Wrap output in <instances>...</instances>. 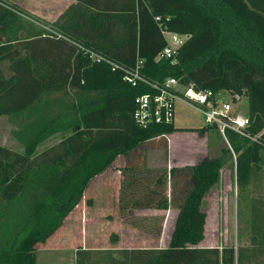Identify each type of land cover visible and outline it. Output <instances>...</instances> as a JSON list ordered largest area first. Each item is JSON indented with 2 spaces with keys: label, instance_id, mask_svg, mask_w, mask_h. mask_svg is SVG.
<instances>
[{
  "label": "trees",
  "instance_id": "16d2710c",
  "mask_svg": "<svg viewBox=\"0 0 264 264\" xmlns=\"http://www.w3.org/2000/svg\"><path fill=\"white\" fill-rule=\"evenodd\" d=\"M163 29L190 36L174 63L159 58L167 45ZM139 62L152 81L176 77L199 89L248 96L249 130L258 139L233 130L227 138L236 154L238 201L249 192L255 208L248 217L251 242L200 245L204 199L231 155L223 149L218 158L172 167L155 182L154 175L145 178L147 168L127 163L120 212L178 208L169 243L79 247L78 264H264V200L254 194L264 186V0H76L54 21L0 0V116L17 126L13 134L24 147L0 144V264H37L38 243L65 223L97 176L120 156L128 160L145 143L179 130L175 122L144 127L136 121V99L150 87L133 86L125 73ZM69 90L59 101H45L47 94ZM211 128L217 129H193L204 134ZM56 135L62 136L58 143L38 152ZM179 177L185 179L182 195L172 199L166 189L173 183L174 193ZM128 219L162 234L160 219ZM110 252L117 257L108 258Z\"/></svg>",
  "mask_w": 264,
  "mask_h": 264
},
{
  "label": "rangeland",
  "instance_id": "374dc122",
  "mask_svg": "<svg viewBox=\"0 0 264 264\" xmlns=\"http://www.w3.org/2000/svg\"><path fill=\"white\" fill-rule=\"evenodd\" d=\"M8 1L22 7L33 15H37L34 12L37 11V6L41 9L44 7H55L59 9V12L67 5L66 0ZM70 92L72 93L73 91L47 94L45 95V101L48 100L51 103L59 101V98H65V95ZM70 96L71 94L68 95V100ZM225 97L232 102L236 112L243 116H248V96L241 95L240 99L234 101L232 93L226 91ZM57 104L59 103L57 102ZM175 124L179 130L145 143L128 160L124 156H120L111 168L92 181L84 194L83 200L66 219L65 226H69L71 238L61 246L56 244L55 246L44 248V250L39 249L37 251L38 264H78L77 249L79 247L83 248V246L103 251L124 247H166L175 226L178 208L172 206L167 210L145 209L123 215L120 212L119 199L122 182L127 175V173L123 172L124 166L128 163L137 165L140 169L147 168L145 178L150 174L154 175L152 182H155L156 175L169 171L172 167H184L195 164L206 157L210 159L218 158L222 155L223 149L231 151L233 160L230 154L225 156L226 161L221 170L220 179L214 184L204 199L203 208L207 213L206 236L200 245L203 247H220L221 249L223 246L230 244L235 247L250 244L248 217L251 215V210L255 208L252 207V201L248 200V198L252 199L249 192H246L245 196L241 195V199L238 201L239 190L236 184L235 168L236 154L232 146L215 128H211L204 134L194 130L193 128H200L208 123L203 114L190 105L178 103ZM15 128L17 126L11 122L8 116H0V144L15 151H23V144L13 134V129ZM61 138V135H56L42 142L38 147V152H42L58 143ZM168 180L170 181L169 175ZM177 180V190L174 193L172 192L173 187H175L173 183H168L166 189V193L172 199L182 195L185 179L184 177H179ZM140 188L141 186L137 187L139 192ZM254 194L264 200V186L258 192H254ZM143 217L160 219L162 234L157 236L153 233L145 232L130 224L129 221L132 219H128H141ZM77 222L79 223L77 224ZM76 224L78 227L75 231L70 225L74 226ZM115 235L118 237L115 238ZM107 256L112 258L114 256L117 257V254L110 252Z\"/></svg>",
  "mask_w": 264,
  "mask_h": 264
},
{
  "label": "built area",
  "instance_id": "2783aa9c",
  "mask_svg": "<svg viewBox=\"0 0 264 264\" xmlns=\"http://www.w3.org/2000/svg\"><path fill=\"white\" fill-rule=\"evenodd\" d=\"M160 20V17H156ZM167 45L159 54V58L172 59L177 61L178 50L190 37L188 34H180L168 29L162 30ZM94 59L101 61L103 57L93 53ZM142 62L131 70H126L125 79L133 86L142 84L150 87V91L140 95L136 99L134 117L136 121L148 127L158 123H173L177 118V105L183 103L197 108L203 114L206 122L215 125L217 130L228 141L227 131L233 130L236 133L248 137L251 141L258 139L257 135L251 134L249 127L251 121L249 116L236 112L232 102L225 97L221 90L215 92L211 89H199L194 84H183L176 77H169L163 82L152 81L142 73ZM236 95L233 100L240 99ZM229 142V141H228Z\"/></svg>",
  "mask_w": 264,
  "mask_h": 264
},
{
  "label": "crops",
  "instance_id": "0c3cea01",
  "mask_svg": "<svg viewBox=\"0 0 264 264\" xmlns=\"http://www.w3.org/2000/svg\"><path fill=\"white\" fill-rule=\"evenodd\" d=\"M76 0H66L67 5L65 6V8H63L62 10H60L58 12L59 9L54 8H40L39 6L36 7L37 11H34L35 14H37L38 16H41L49 21H54L56 20L71 4L75 3ZM60 8V7H59ZM121 170V169H120ZM100 176V175H99ZM97 176V177H99ZM119 197V196H118ZM79 220V219H78ZM66 222V221H65ZM79 222H77L78 224ZM74 225L71 226L72 228H74V230L76 231L78 225ZM69 226H65V223L52 235L50 236L45 242H41L38 243L37 245V251L39 249H43L44 248H48L51 246H55L56 244H58L59 246L63 245V243L66 241L68 242V239L71 238V234L69 233ZM70 235H69V234ZM81 246V245H80ZM83 246V245H82ZM83 248H85V246H83ZM129 248V247H128ZM117 249V248H116ZM37 264H38V254H37Z\"/></svg>",
  "mask_w": 264,
  "mask_h": 264
}]
</instances>
